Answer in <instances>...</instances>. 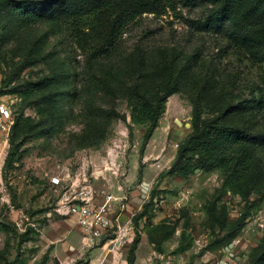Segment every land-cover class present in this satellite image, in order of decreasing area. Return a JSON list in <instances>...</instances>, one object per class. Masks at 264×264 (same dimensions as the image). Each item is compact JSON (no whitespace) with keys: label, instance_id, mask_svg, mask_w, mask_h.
Returning <instances> with one entry per match:
<instances>
[{"label":"rangeland","instance_id":"374dc122","mask_svg":"<svg viewBox=\"0 0 264 264\" xmlns=\"http://www.w3.org/2000/svg\"><path fill=\"white\" fill-rule=\"evenodd\" d=\"M36 1L40 5L49 0ZM171 1L176 9L166 15H144L138 20L125 36V53L113 61L90 62L71 20L52 14L18 27L8 44L0 38V105L9 106L16 119L23 96L12 90H20L24 81L45 78L49 80L47 92H55L54 118L50 113L40 115L34 106L24 111L45 131L26 144L21 161L16 156V162L9 163L11 132L0 128V223L6 226L0 228V264H45L57 243L60 256H66V243L61 242L66 229L71 231L64 240L80 247L76 224L54 211L67 183L53 185L52 177L64 178L78 172L92 154L105 156L116 143H121L124 152L118 160L144 168L141 149L146 126L132 123L131 108L123 95L131 86L157 84L169 73H174L180 83V91L169 98L161 118L162 124L171 128L168 142L159 137L158 147L164 143L168 150L178 152L183 141L175 136L179 132L182 136L191 133L197 90L216 96L220 104L240 106L245 112L240 124L264 136V31L260 37L247 40L218 35L208 29L214 21L212 13L219 7L216 0ZM258 1L238 0L230 7L231 13L241 15ZM260 6L264 10V0ZM5 24L0 20V34ZM95 24V12L79 21V27L86 32ZM2 93L6 94L1 96ZM202 108L207 117L204 102ZM82 135L94 140L93 146L83 148L87 141L79 137ZM259 155L264 160V150ZM195 170L186 178L169 176V192L154 191L159 201H154V211L160 212L165 206L166 218L160 222L144 218L139 222L140 231L155 229L154 239L162 246L165 259L174 254L179 258V252H186L183 264H250L251 250L264 235V191L251 196L246 227L231 240L223 221L237 220L246 212V203L224 188L221 171ZM166 177L160 176L159 180ZM143 182L139 179L136 183L140 200L145 194ZM151 189L146 193L147 202ZM213 205L225 214L211 217ZM158 224L161 226L156 228ZM153 262L144 264H162V259Z\"/></svg>","mask_w":264,"mask_h":264},{"label":"trees","instance_id":"16d2710c","mask_svg":"<svg viewBox=\"0 0 264 264\" xmlns=\"http://www.w3.org/2000/svg\"><path fill=\"white\" fill-rule=\"evenodd\" d=\"M237 1L216 0L219 7L212 13L214 21L209 26V31L223 36L229 34L244 40L260 37L264 31V10L260 6L261 0L250 4L241 15L231 13L230 10L232 4ZM170 9H176L171 0H49L40 5L36 0H0V20L6 22L0 38L3 44H8L14 38L18 27L33 24L42 19L44 14H52L58 19L71 20L78 42L88 52L90 62L113 61L125 53V36L139 19L144 15L163 16ZM91 12H95L96 24L86 32L79 27V21L81 17ZM48 84L49 80L45 78L38 82L24 81L20 90L18 88L12 90V93H20L23 96V106L11 129L9 154L11 164L16 162V156H19L18 160L21 161L26 151L22 149L37 133L45 131L40 129L39 121L25 116V109L34 106L40 115L50 113L54 118L55 92L51 89L47 92ZM179 91L180 83L174 73H169L165 80L157 84L142 83L123 91L131 108L132 123L146 126L142 156L166 112L169 98ZM5 94L2 93L1 96ZM215 97L202 90L194 93L191 133L179 145L177 157L171 168L161 176L186 178L185 176L195 169L203 173L221 171L224 188L241 197L246 203V212L237 220L223 221L229 228L228 238L235 240L246 227L250 216L248 209L251 205V196L264 191V160L259 155L264 150V136L253 134L240 124V116L245 113L240 106L230 102L220 104ZM203 102L209 111L207 117L203 113ZM123 120H126V116H123ZM79 137L87 141L84 142L83 148L93 146L95 143L89 136L88 139L83 135ZM155 198L156 194L152 193L142 212L134 217L136 228L145 217L150 220L155 216ZM217 213L222 215L225 211L218 212L216 205H213L211 217ZM1 227L6 226L0 223ZM147 233L155 249L162 253V246L154 239L155 229L147 230ZM139 240L140 234L137 232L129 252V264L135 262ZM248 260L250 264H264V235L259 244L251 250Z\"/></svg>","mask_w":264,"mask_h":264},{"label":"crops","instance_id":"0c3cea01","mask_svg":"<svg viewBox=\"0 0 264 264\" xmlns=\"http://www.w3.org/2000/svg\"><path fill=\"white\" fill-rule=\"evenodd\" d=\"M162 123L163 122L161 120L159 127L155 130L153 136L147 144L144 155L142 156V165H144L142 170L140 169L141 166L137 169V164L132 167L130 162L128 163L127 161L122 162V160H118L122 159L124 152L122 151V145H120L121 143H117L121 149H115L118 156L114 158L113 161H111L107 155L97 156L92 154L91 157L84 162L83 166L80 167L78 172L72 173L75 176L79 174V178L88 180L89 185L96 189L98 192L96 203L99 205L104 202V197L100 195L102 191L114 196H127L129 201L126 209L121 213L120 220L116 223L115 227V231L117 233H120V230L124 231L123 234L125 235V240H123L120 244L118 242H106L105 245H102L103 241L95 244L94 246H86L84 243L83 233L76 225L75 229H77L80 234V247H77V245L72 242L67 243L66 240H64V238L67 237L71 231L66 229L64 230V238L61 242L66 243L65 249L67 250V255L64 257L60 256L56 249L57 243L56 246L52 248L49 258L45 264H129V252L137 236V232L140 234V240L136 247V258L134 264H144V262L146 263L149 261L153 262V260L157 258L162 259V264L184 263V255L186 252H179V258H176V255L174 254V256H169L168 259H165V252L163 251L160 253L155 249V245L149 239L147 230L145 229V231H140V226L136 228L135 225H133V218L142 212L144 205L147 202V192H144V189L143 193L145 194L140 197L141 200L138 198L136 183L139 179L144 181L142 183L143 185L146 182L149 184V188H152L150 196L152 193L156 194L155 192L163 194V192H169V190H171V188L167 185V181L170 177L167 176L162 180H159V177L165 169H169L171 167L177 151L172 149L168 150V147L166 148V144L165 146L162 145L168 142L171 129L168 125H163ZM188 135L189 132L185 133L184 136H182L179 132V134H176L175 137H180V142H182ZM159 137L160 139L163 138L166 140V142L162 143L160 147L156 145L157 138ZM167 153L168 156L166 157ZM165 158H168V161H165ZM163 161H165L168 165L165 166L166 164L164 165ZM136 169L139 172L135 173ZM175 177L180 178L178 176ZM154 201L156 202L158 200L155 199ZM163 203L164 201H162V204ZM162 209V211H157V213L155 212L156 210L154 211L155 216L152 218L153 220L155 219L160 222L166 218L167 209L165 206H163ZM114 215L115 213H113V216ZM145 219L147 220V217H145ZM66 220L74 223L73 220ZM143 227L144 226L142 225L141 228ZM96 251H99V253L94 255Z\"/></svg>","mask_w":264,"mask_h":264},{"label":"built area","instance_id":"2783aa9c","mask_svg":"<svg viewBox=\"0 0 264 264\" xmlns=\"http://www.w3.org/2000/svg\"><path fill=\"white\" fill-rule=\"evenodd\" d=\"M14 122L15 117L9 106L0 105V128L9 133ZM115 145L116 147H111L107 151L111 161L118 155L115 149L119 145L117 143ZM51 183L56 186L67 183L54 211L62 218L74 221L83 233L86 246H94L103 241L102 245L106 242L120 244L125 240L124 231L120 230V233H117L115 227L121 213L126 209L129 201L127 196H114L102 191L100 195L104 197V202L99 205L96 203L98 192L89 185L88 180L79 178V174L75 176L69 173L64 178L54 176Z\"/></svg>","mask_w":264,"mask_h":264},{"label":"water","instance_id":"95a60500","mask_svg":"<svg viewBox=\"0 0 264 264\" xmlns=\"http://www.w3.org/2000/svg\"><path fill=\"white\" fill-rule=\"evenodd\" d=\"M177 124L182 125V123L179 120H177ZM143 186H144V192H147L149 188V184L145 182ZM234 245L235 244H231V247H234ZM237 259H239V257H237Z\"/></svg>","mask_w":264,"mask_h":264}]
</instances>
